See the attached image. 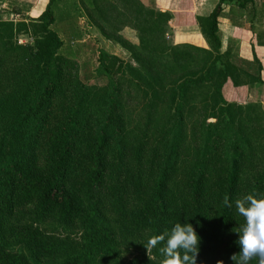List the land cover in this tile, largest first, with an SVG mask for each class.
Wrapping results in <instances>:
<instances>
[{
    "label": "trees",
    "instance_id": "trees-1",
    "mask_svg": "<svg viewBox=\"0 0 264 264\" xmlns=\"http://www.w3.org/2000/svg\"><path fill=\"white\" fill-rule=\"evenodd\" d=\"M256 1L194 16L139 0H49L36 20L0 18V264H160L164 242L147 250V239L186 217L197 264H233L244 224L234 201L264 193V107L248 102L264 82L255 54L256 76L222 53L219 19ZM78 3L107 39L124 28L139 37L118 39L133 62L100 52L99 91L59 57L82 39ZM172 20L198 26L208 47L169 44Z\"/></svg>",
    "mask_w": 264,
    "mask_h": 264
},
{
    "label": "rangeland",
    "instance_id": "rangeland-1",
    "mask_svg": "<svg viewBox=\"0 0 264 264\" xmlns=\"http://www.w3.org/2000/svg\"><path fill=\"white\" fill-rule=\"evenodd\" d=\"M48 1L49 0H2L0 1V18L4 21L16 22H19L23 19L36 20L45 11ZM78 5L79 12L82 13H80L81 15H79L78 19V24L82 32V39L80 42L74 44V46H67V44H65V47L59 53V57L67 58L72 61L73 66L78 69L77 75L80 83L91 86L93 89L99 91L105 88L107 85V80L105 78L99 77L96 74V70L99 66L98 60L100 52L105 51L111 55L119 57L125 62H133L129 51L121 46V44L118 42V39L128 42L132 45H138L139 37L136 31L130 28H124L117 34L111 35L113 36V39H107L101 34L98 27V25H105L103 21H99L97 15L91 13L90 11L86 10L84 12V10L81 9L79 3ZM19 11L20 14L18 13ZM249 18H251L250 15ZM172 26H174V24H172ZM105 27L109 32V27ZM261 28L262 27L258 26L260 31ZM189 36L199 37V31L198 34H192L190 32H186L185 29H180L179 26H174V28L171 27V30L168 32V34H166V41L171 45H191L198 47L196 44L192 45L190 42H188L187 37ZM19 43L32 44L33 40L28 37L21 36L19 38ZM250 91L251 97L250 100L248 99V102L261 103L264 107V86H261L260 89L251 88ZM141 105L142 104H134L128 107L134 112L133 116H129L131 119H138V116L135 114L139 113ZM61 231L64 230L61 229Z\"/></svg>",
    "mask_w": 264,
    "mask_h": 264
},
{
    "label": "crops",
    "instance_id": "crops-1",
    "mask_svg": "<svg viewBox=\"0 0 264 264\" xmlns=\"http://www.w3.org/2000/svg\"><path fill=\"white\" fill-rule=\"evenodd\" d=\"M149 8L161 11H169L178 14L189 13L194 16H208L219 0H139ZM250 10V13L248 11ZM249 15L251 18H249ZM263 15V17H262ZM176 26L175 20L170 22V26ZM260 24V25H258ZM258 26L262 27L261 31ZM264 2L256 1L249 5L244 13L239 12L234 5H226L225 11L219 19V35L222 40V53L230 50L232 62L239 68L247 70L250 74L257 75V65L254 63V54L261 65V78L264 82ZM186 32L198 34L199 37L189 36L188 42L192 45L207 48V43L201 35L198 26H183ZM252 89H260L261 86L255 84ZM250 88V90H251ZM248 99L250 100L251 91Z\"/></svg>",
    "mask_w": 264,
    "mask_h": 264
},
{
    "label": "clouds",
    "instance_id": "clouds-1",
    "mask_svg": "<svg viewBox=\"0 0 264 264\" xmlns=\"http://www.w3.org/2000/svg\"><path fill=\"white\" fill-rule=\"evenodd\" d=\"M223 203L232 206L227 197ZM234 204L238 214L244 217V224L236 241L239 252L228 259L233 264H249L255 256L258 264H264V193L246 194ZM162 241L163 246L158 248L163 257L160 264H197L200 238L187 217L185 222L174 224L170 231L150 236L144 246L148 250ZM217 264H224V261Z\"/></svg>",
    "mask_w": 264,
    "mask_h": 264
}]
</instances>
